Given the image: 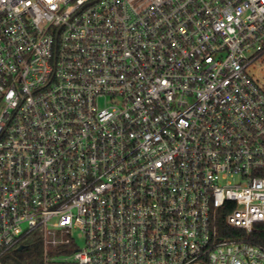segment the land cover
<instances>
[{
    "label": "built area",
    "instance_id": "1",
    "mask_svg": "<svg viewBox=\"0 0 264 264\" xmlns=\"http://www.w3.org/2000/svg\"><path fill=\"white\" fill-rule=\"evenodd\" d=\"M263 59L264 0H0V264H264Z\"/></svg>",
    "mask_w": 264,
    "mask_h": 264
},
{
    "label": "trees",
    "instance_id": "2",
    "mask_svg": "<svg viewBox=\"0 0 264 264\" xmlns=\"http://www.w3.org/2000/svg\"><path fill=\"white\" fill-rule=\"evenodd\" d=\"M249 239L254 243L264 247V231L259 234H252ZM42 251L41 243L37 241H27L22 249H15L9 252L5 258L6 264H34L40 259Z\"/></svg>",
    "mask_w": 264,
    "mask_h": 264
},
{
    "label": "rangeland",
    "instance_id": "3",
    "mask_svg": "<svg viewBox=\"0 0 264 264\" xmlns=\"http://www.w3.org/2000/svg\"><path fill=\"white\" fill-rule=\"evenodd\" d=\"M251 74H253L258 80L259 82L262 84L263 88H264V59L260 62H257L253 68L250 69ZM79 234V233H76ZM81 235V234H79ZM34 238L33 237H29L27 241H32ZM79 243L82 245L83 244V238L82 235L79 238Z\"/></svg>",
    "mask_w": 264,
    "mask_h": 264
},
{
    "label": "water",
    "instance_id": "4",
    "mask_svg": "<svg viewBox=\"0 0 264 264\" xmlns=\"http://www.w3.org/2000/svg\"><path fill=\"white\" fill-rule=\"evenodd\" d=\"M22 248H23V246H20V247H19V249H22Z\"/></svg>",
    "mask_w": 264,
    "mask_h": 264
}]
</instances>
